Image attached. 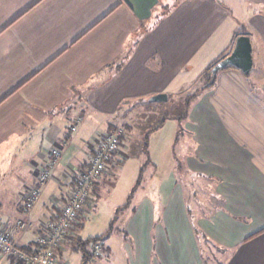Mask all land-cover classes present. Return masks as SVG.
Returning <instances> with one entry per match:
<instances>
[{
	"label": "crops",
	"instance_id": "0c3cea01",
	"mask_svg": "<svg viewBox=\"0 0 264 264\" xmlns=\"http://www.w3.org/2000/svg\"><path fill=\"white\" fill-rule=\"evenodd\" d=\"M238 33L251 39L250 72L225 67L203 88ZM179 91L197 92L203 106L188 126L192 173L185 186L177 177L164 188L151 159L125 141L143 136ZM159 93L168 100H150ZM117 127L128 130L120 152L58 264H90L92 247L83 242L94 238L103 253L92 264H264V0H0V225L20 245L33 248L42 223L68 201L69 174ZM55 148L62 155L21 231L23 204ZM137 153L133 192L120 204L105 199L117 186L112 168ZM179 188H201L207 211L196 215Z\"/></svg>",
	"mask_w": 264,
	"mask_h": 264
},
{
	"label": "built area",
	"instance_id": "2783aa9c",
	"mask_svg": "<svg viewBox=\"0 0 264 264\" xmlns=\"http://www.w3.org/2000/svg\"><path fill=\"white\" fill-rule=\"evenodd\" d=\"M78 123L79 119L71 124L70 130L74 131ZM124 133L122 127H117L97 137L87 166L76 168L73 173L69 174L73 183L68 201L60 207L54 219L42 223L33 248L28 249L20 245L8 229L0 225V264L6 260L21 264H58V250L71 234L73 225L92 207V189L97 180L107 171L113 156L120 152ZM51 155L52 159L44 169L39 171L37 185L29 190L23 204V214L26 219L22 218L16 222V227L21 231H26L31 226L32 209L42 195L43 184L52 178L53 168L61 157L62 151L55 148L51 151ZM52 202L58 203L59 201L53 197ZM91 247L93 255L90 264L94 263L103 253L100 240L92 242Z\"/></svg>",
	"mask_w": 264,
	"mask_h": 264
},
{
	"label": "rangeland",
	"instance_id": "374dc122",
	"mask_svg": "<svg viewBox=\"0 0 264 264\" xmlns=\"http://www.w3.org/2000/svg\"><path fill=\"white\" fill-rule=\"evenodd\" d=\"M257 89V85H253ZM197 92L193 91H179L173 95L167 102H163L165 107H161L154 115L151 116L150 127L146 130L144 129V134H138L137 139L134 143L131 140H126L127 144H132L133 147H138L141 149V153L144 157L149 158L153 162L152 166L157 170V173L164 180V188L167 187V182L171 184L175 181L177 177H180V182L185 186L188 174L192 172L188 171L186 166V153L190 149L191 137H193V130L191 123L193 121L198 122L196 110L200 113L202 110V99L197 97ZM151 112L148 111L143 113L142 119L144 117L150 116ZM196 115V116H194ZM140 121V123L142 124ZM178 124V125H177ZM123 128V127H122ZM140 128V126L138 127ZM124 132L126 128H123ZM128 131V130H127ZM127 131L125 132L127 134ZM142 132V128L140 129ZM127 139V138H126ZM133 156V159L130 160L127 164L121 166V169L112 168V172H117V177L112 179L115 181L116 189L110 190L106 193V198L113 203H119L124 198L125 194L132 193L134 188H130V184L133 181L135 174V182L139 178V174L136 173V163L137 157ZM40 171V170H39ZM38 171V173H39ZM38 176V174H37ZM193 178V177H191ZM171 179V181H170ZM194 182L198 183L202 178L195 175L193 178ZM193 182V183H194ZM195 184V183H194ZM201 186L202 183L200 182ZM202 187V186H201ZM186 189V188H185ZM201 188H188L184 191V188H179V194L182 192L184 197L187 195L192 204V210L196 215L204 214L206 211L203 210L202 206V193H199ZM146 188H142V194L145 193ZM141 192V190L139 191ZM202 194V195H201ZM138 195V193H137ZM205 211V212H204ZM103 218H101V222ZM196 219V223H197ZM194 228L197 232H201V226L195 225ZM210 252H213V248L209 249ZM96 261V260H95Z\"/></svg>",
	"mask_w": 264,
	"mask_h": 264
},
{
	"label": "water",
	"instance_id": "95a60500",
	"mask_svg": "<svg viewBox=\"0 0 264 264\" xmlns=\"http://www.w3.org/2000/svg\"><path fill=\"white\" fill-rule=\"evenodd\" d=\"M253 65L252 57V43L250 36L243 33L236 39L234 49L230 54L219 60L211 70V83L216 79L218 71L221 69L233 66L240 69L244 73H249ZM152 101H167L168 95L166 93H159L150 98Z\"/></svg>",
	"mask_w": 264,
	"mask_h": 264
},
{
	"label": "trees",
	"instance_id": "16d2710c",
	"mask_svg": "<svg viewBox=\"0 0 264 264\" xmlns=\"http://www.w3.org/2000/svg\"><path fill=\"white\" fill-rule=\"evenodd\" d=\"M238 34H240V33H238ZM215 64H213V65H211L210 67H209V69H208V72H207V76H208V78H207V80H206V84H205V86L203 87V88H205V87H210V86H212L214 83H215V81L213 82V83H211V80H212V77H211V70H212V67L214 66ZM97 240H99V238H94V239H89V240H86V241H84L83 242V246H86L87 244H91L92 242H94V241H97ZM91 261V260H90ZM20 262H18V263H16V264H19ZM21 264V263H20Z\"/></svg>",
	"mask_w": 264,
	"mask_h": 264
}]
</instances>
